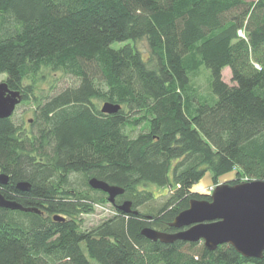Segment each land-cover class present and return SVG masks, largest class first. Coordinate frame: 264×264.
Masks as SVG:
<instances>
[{
	"label": "trees",
	"instance_id": "16d2710c",
	"mask_svg": "<svg viewBox=\"0 0 264 264\" xmlns=\"http://www.w3.org/2000/svg\"><path fill=\"white\" fill-rule=\"evenodd\" d=\"M199 64L212 98L190 91ZM0 75L22 95L0 118V193L39 210L0 206V264H264L142 233L176 232L191 200H210L194 189L209 171L264 180V0H0ZM61 75L75 83L55 87ZM93 177L123 193L111 203ZM100 203L114 213L85 226Z\"/></svg>",
	"mask_w": 264,
	"mask_h": 264
},
{
	"label": "water",
	"instance_id": "95a60500",
	"mask_svg": "<svg viewBox=\"0 0 264 264\" xmlns=\"http://www.w3.org/2000/svg\"><path fill=\"white\" fill-rule=\"evenodd\" d=\"M22 101L21 92L10 89L7 82L0 83V118L10 117ZM121 106L111 102L102 105V112L116 113ZM0 181L7 183L9 176L0 173ZM91 187L108 194L109 201L123 193V188L93 177ZM17 187L28 190L26 182H19ZM210 200L193 199L187 209L180 212L171 225L177 229L167 233L153 228H144L142 233L152 240L171 243L176 240L190 242L203 241L205 246L214 250L221 244L232 245L247 258L264 256V180H250L237 184L220 183L211 193ZM0 206L24 211H39L27 208L6 199L0 193ZM123 212H131V202L119 205ZM57 220H65L56 215Z\"/></svg>",
	"mask_w": 264,
	"mask_h": 264
},
{
	"label": "rangeland",
	"instance_id": "374dc122",
	"mask_svg": "<svg viewBox=\"0 0 264 264\" xmlns=\"http://www.w3.org/2000/svg\"><path fill=\"white\" fill-rule=\"evenodd\" d=\"M138 46L145 52V54L148 53L149 48H148V44L146 41H140L138 43ZM223 76H224V80L227 81L228 83H232L231 81V69L229 67H226L223 71ZM6 79L5 75H0V83L4 82ZM57 79H52V78H47L46 80H44L43 82H41L40 84V88L43 90H47L49 89L50 85ZM58 83L55 85V87L57 88H63L66 87L67 85H71L75 83V79L72 78L71 76H62L59 79L58 77ZM210 82H211V71L210 69L205 65V64H199L198 68L196 67L195 70L193 69V72L191 74V88L190 91L194 94H196V96H201L202 98H212L213 94L211 91V86H210ZM55 83V82H54ZM100 105H102V103H100ZM30 108L29 105L24 104L22 106H20L17 114L21 115L24 114L26 120L30 117H32V111L29 110L27 112H23L25 109ZM235 177V173H228L225 176H223L220 179V183H224V182H228L231 179H234ZM246 181H250L248 180L247 177H243V182ZM218 184H215L213 182V177H212V173L209 171L206 173V175L197 183L194 185V189L198 190V191H202L205 193H211L212 189L215 188ZM155 189V194H157L158 196L162 193V191ZM114 213V209L112 208V206L110 205V203L108 204H99L96 206L95 208V212L89 215H85L84 219H85V226H93L98 224L103 218H106L108 216H110L111 214Z\"/></svg>",
	"mask_w": 264,
	"mask_h": 264
},
{
	"label": "built area",
	"instance_id": "2783aa9c",
	"mask_svg": "<svg viewBox=\"0 0 264 264\" xmlns=\"http://www.w3.org/2000/svg\"><path fill=\"white\" fill-rule=\"evenodd\" d=\"M214 189V188H213ZM213 189H212V191H213Z\"/></svg>",
	"mask_w": 264,
	"mask_h": 264
}]
</instances>
